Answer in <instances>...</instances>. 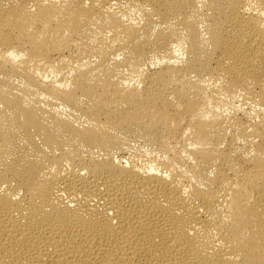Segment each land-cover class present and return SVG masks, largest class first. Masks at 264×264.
Masks as SVG:
<instances>
[{"label": "bare ground", "instance_id": "6f19581e", "mask_svg": "<svg viewBox=\"0 0 264 264\" xmlns=\"http://www.w3.org/2000/svg\"><path fill=\"white\" fill-rule=\"evenodd\" d=\"M0 264H264V0H0Z\"/></svg>", "mask_w": 264, "mask_h": 264}]
</instances>
